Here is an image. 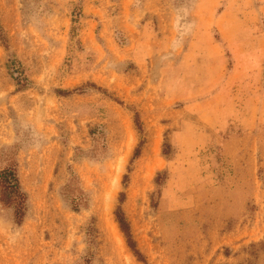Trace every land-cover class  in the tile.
I'll return each instance as SVG.
<instances>
[{"label": "rangeland", "instance_id": "rangeland-1", "mask_svg": "<svg viewBox=\"0 0 264 264\" xmlns=\"http://www.w3.org/2000/svg\"><path fill=\"white\" fill-rule=\"evenodd\" d=\"M6 148L0 264H264V0H0Z\"/></svg>", "mask_w": 264, "mask_h": 264}, {"label": "trees", "instance_id": "trees-1", "mask_svg": "<svg viewBox=\"0 0 264 264\" xmlns=\"http://www.w3.org/2000/svg\"><path fill=\"white\" fill-rule=\"evenodd\" d=\"M2 42H4L3 39ZM135 123L138 132L142 135L144 129L139 114H136ZM142 147L143 143L136 150L133 161H136L141 156ZM166 147L168 148V146ZM17 155L18 151L14 148H6L0 155V204L4 208L12 211L14 222L17 225H22L29 211V197L22 187ZM164 155H169L167 150L164 151ZM127 178L126 176L125 180ZM161 178L162 175L159 174L156 180L159 187L162 185ZM158 194L160 195V191H158ZM64 196L72 206V209L76 212H81L89 206V197L81 188L80 181L75 175L70 179L65 189ZM156 204L157 203H154L155 206ZM116 217L120 229L126 237L129 248L140 262L147 264L145 257L139 251L133 239L129 223L121 208L118 209Z\"/></svg>", "mask_w": 264, "mask_h": 264}]
</instances>
